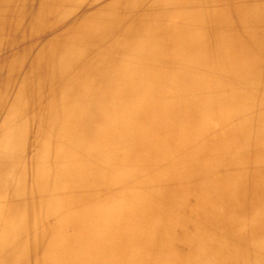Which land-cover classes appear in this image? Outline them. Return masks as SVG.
Returning a JSON list of instances; mask_svg holds the SVG:
<instances>
[{"label": "bare ground", "instance_id": "6f19581e", "mask_svg": "<svg viewBox=\"0 0 264 264\" xmlns=\"http://www.w3.org/2000/svg\"><path fill=\"white\" fill-rule=\"evenodd\" d=\"M28 1L0 0V47ZM247 18L264 24V0H40L30 27L55 32L0 88V264H264V86H239L237 119L211 101L264 76Z\"/></svg>", "mask_w": 264, "mask_h": 264}, {"label": "rangeland", "instance_id": "374dc122", "mask_svg": "<svg viewBox=\"0 0 264 264\" xmlns=\"http://www.w3.org/2000/svg\"><path fill=\"white\" fill-rule=\"evenodd\" d=\"M39 2H40V0H29L27 5H25V7H21L20 14H18V15L16 14V17L12 19L16 23V30H15V32H12L8 36V38H6L7 43L0 47V49L3 48L0 51V69H1V73H2V75L0 76V88L3 84V81L5 80V76H6L5 73L8 71L9 67L11 66L12 58L18 57L17 66H16L17 74H16L15 80H18V85H19L20 81L23 79L25 74L28 72L31 63L34 61V59L36 57H38V55L42 54V52H41L42 49H40V47H41V45L44 44L43 41L50 34H53L55 32L54 29L56 27H54L53 24L51 25V23L54 20L51 21L50 19H45L43 22L38 23L37 29H36V26L30 27V25L32 23L31 20L38 10ZM219 7L220 6L218 5L216 7V10H218ZM246 9H248V8H243L241 10L245 11ZM175 20H176V22H179L180 18L178 16H176ZM138 24H139V22H135L134 26H137ZM214 25H215L214 23L211 24L210 31L213 29ZM234 25L236 27H239L240 31L244 29V33H246L248 36L251 35L252 37H257V35L258 36L261 35L264 31V24L258 23L257 20L254 18H252V19L247 18V19H244L242 22H239V23L235 22ZM223 26L226 27V25H223ZM114 30H115V28L112 29L111 33ZM107 33H110V32H107ZM207 35L209 38L214 36V31L212 32L211 35L210 34H207ZM205 37H206V35H205ZM128 40H129L128 38L120 40L121 42H119V45H117V47L113 50V52L117 53L116 56L119 55V52L123 47V44H125ZM238 59H239V61H238L239 64H242L245 61L244 56H240ZM208 60H210V59H208ZM106 62H107V60H102L98 57L93 62V65L98 69V68L104 66ZM111 65L112 64H107V66H109V67ZM232 65H233V62H229V67L227 68V70L230 71ZM256 74H260L262 76V72H261L260 68H259V71L252 70L248 74L251 77H248V75H245V76L241 75L239 77L231 76L228 78V80H226L225 83H223L221 85L219 90H218V87L216 89L212 90L211 101H212L213 108L214 109L218 108L219 110H217V111L220 114L221 113L223 114L224 109H227L230 112V111L234 110L237 106H239L238 103H239L240 97H239V94L237 93V90L242 83H251L253 85L254 89L262 88V86H264V76H262V78H259L258 80H256L254 78L256 76ZM7 85L4 87L7 90H6V101L3 102V105H6V107L8 108L10 106V104L12 103L13 99L16 97L17 93L11 92L9 90V88L7 87ZM95 85H97V83H95ZM17 89L18 88H15V89H13V91H16ZM48 90H49V87L46 86L45 91H48ZM49 99L51 101H55L54 99H56V97H51ZM41 111H42V109H37V107L33 108L32 105H30L28 108V112L26 113L27 114L26 119H29L33 116H35L36 119L31 120L29 136L25 139L26 140L25 144H24L25 148L31 147L33 145L32 141H34V134L38 131V127L40 126V123L38 121L39 116H37V114L42 115ZM239 112L242 113L241 109L236 113L235 116L231 112L230 113L234 117V119H237V117H238L237 115L239 114ZM51 121H52V119H51ZM51 121H48V122H51ZM48 122L42 128V129L46 130L47 132H49V130L52 129V127H51L52 124L49 125ZM216 122H217V120H215L213 118V121L211 122L213 124V128L220 130V126ZM263 125H264V121H263ZM221 134L223 135V137L225 136L226 138H229V135L227 134V132L225 130L223 132H220L218 135H221ZM81 135H83V134H80V136ZM236 142H241V139H240V141H235L233 143L227 142L224 145V149L228 150L231 154H235V153H237V152H239L245 148L243 143L237 144ZM250 143H251V141H250ZM229 169H230V164L228 162V167L225 168V170H226V172L224 174L225 180H227L226 173ZM205 175L209 176L208 174H205ZM231 178H232V176H231ZM242 185L243 186L246 185L245 179L243 181V184H241L240 186H242ZM129 190H130V187L128 188V191ZM117 196H119L120 198L124 197L125 200H129L123 194H118ZM248 208L245 209V212L247 211ZM236 218L237 217H235L234 219H236ZM203 252H205V250ZM207 258L208 259L205 262L210 264L212 259L209 255L207 256Z\"/></svg>", "mask_w": 264, "mask_h": 264}]
</instances>
